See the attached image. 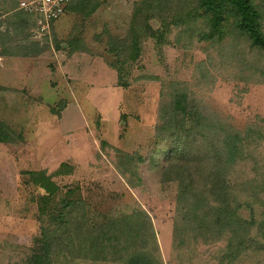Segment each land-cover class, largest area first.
Segmentation results:
<instances>
[{"label":"rangeland","instance_id":"1","mask_svg":"<svg viewBox=\"0 0 264 264\" xmlns=\"http://www.w3.org/2000/svg\"><path fill=\"white\" fill-rule=\"evenodd\" d=\"M253 1L264 31V0ZM17 2L0 0V55L30 60L0 73V264H35L42 230L59 225L82 255L88 227L139 210L161 264H264L257 225L234 256L228 236L205 242L179 225V184L165 172L177 162L194 171L204 127L215 124L239 145L228 201L242 218L264 219L261 53L232 25L218 42L200 40L193 0H168L160 11L141 0H72L45 36ZM190 10L194 21L183 19ZM109 36L128 44L122 63L107 52ZM117 256L93 263L65 252L43 264H122Z\"/></svg>","mask_w":264,"mask_h":264},{"label":"trees","instance_id":"2","mask_svg":"<svg viewBox=\"0 0 264 264\" xmlns=\"http://www.w3.org/2000/svg\"><path fill=\"white\" fill-rule=\"evenodd\" d=\"M193 1L195 3L194 11L199 12V9L202 11L197 14L202 19L204 27L198 34L200 40L214 39V42H218L223 38L226 25H232L251 50L261 53L264 59V31L261 25V12L253 0ZM167 2L168 0H141V3L150 10L158 5L159 11L162 9L160 4ZM94 9L95 7L90 12ZM24 15L30 18L34 24L35 20L32 15L31 17L25 12ZM193 15L190 10L183 19L188 17V20L194 21L196 13L194 17ZM127 47L126 41L117 37L109 36L107 40V52L117 58L116 63H122L120 57L123 56L122 59H124ZM134 47H136L135 44ZM114 66L111 64V67ZM204 128L208 130L209 134L203 136L202 142H199L201 153L197 156L199 161L196 167L194 166V171L187 164L183 165L179 162L170 164L165 170V172L167 171L166 178H169L171 174L172 179H175L179 184L178 204L181 203L183 209V218L178 220L179 225L181 223L185 225L187 222L185 230H190L195 238H200L205 242L228 236L227 245L234 248V251H230L232 256L239 254L242 247L246 248L249 243L254 241L249 236H251V230L257 225V229L263 235V242L259 241L258 243L264 246V219L257 222L253 216L247 219L242 218L237 207L228 201L227 180L225 179L229 174L230 165L238 158L236 156L239 146L237 138H225L220 134L219 128L215 124ZM183 168L186 169L182 170ZM55 190L56 186H53L48 194H52ZM72 203L74 204L72 201H67L65 207ZM84 215L82 203V220ZM147 224L149 232L146 236ZM176 227L179 226L175 225ZM182 229L180 232L183 231ZM85 231L87 233L82 235L81 255L77 254L78 252H73L75 249L73 241H76L75 234L67 233L61 229L60 225L52 230H42L41 241L44 244L42 249L45 251L34 256L33 262L43 264L45 261H51V256L56 258L63 255L64 257L66 252L73 259L82 258V260L95 263L105 260L108 253L114 252L118 256L112 261L122 264H161L149 216L142 210L134 212V215H124L112 221L104 220L88 227ZM177 232L179 233V230ZM122 236L124 238H120ZM148 239L153 244L152 250L145 248ZM119 240L122 242L117 246L115 243H118Z\"/></svg>","mask_w":264,"mask_h":264},{"label":"built area","instance_id":"3","mask_svg":"<svg viewBox=\"0 0 264 264\" xmlns=\"http://www.w3.org/2000/svg\"><path fill=\"white\" fill-rule=\"evenodd\" d=\"M72 0H18L17 9L34 18V31L49 35L55 22L67 11Z\"/></svg>","mask_w":264,"mask_h":264},{"label":"crops","instance_id":"4","mask_svg":"<svg viewBox=\"0 0 264 264\" xmlns=\"http://www.w3.org/2000/svg\"><path fill=\"white\" fill-rule=\"evenodd\" d=\"M70 11L72 12L73 10H69V12ZM29 16H31V15H29ZM53 29H54V27H53ZM29 61L30 60H28V57H13L11 55H8V56L0 55V73L4 72V71H2L4 68H5V70H7V69H9V70L18 69L19 71L25 70L28 68L27 65H28ZM6 62L8 64H6ZM19 66H22V67H19Z\"/></svg>","mask_w":264,"mask_h":264}]
</instances>
